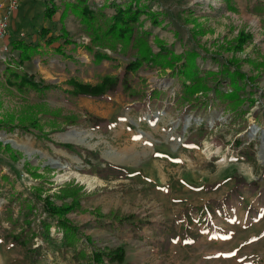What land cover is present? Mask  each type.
<instances>
[{
    "label": "rangeland",
    "instance_id": "1",
    "mask_svg": "<svg viewBox=\"0 0 264 264\" xmlns=\"http://www.w3.org/2000/svg\"><path fill=\"white\" fill-rule=\"evenodd\" d=\"M0 1V10L8 13L9 0ZM45 1L49 0H23L20 8L9 15L7 38L45 44L40 35L42 24L52 25L56 31L63 26L67 30L65 21L73 14L68 13L64 22L60 17L52 24L60 12L45 19ZM142 1L162 21L153 26L150 19L142 17L143 28L153 33L151 43L156 52L155 36L177 54L197 51L203 74H217L232 58L237 59L242 72L255 79L246 88L247 97L255 104L245 106L248 114L242 120L222 108L195 115L176 104L175 92L180 87L169 71L149 68L140 71L135 87L167 91L170 96L163 102L129 103L121 93L109 100L80 98L75 106L60 98L42 101L33 94L24 96L6 88V61L16 60L19 52L13 48L9 53L0 52V121L8 123L12 118V124L18 125L27 113L39 119L43 128L29 133L0 129V170L5 173H0V264H77L74 251L64 247L62 234L54 227L50 236L43 232L47 214L43 202L36 199L38 190L45 197L67 184L83 186L88 195L82 208L68 215L89 238L88 242L85 238L82 241L87 252L125 249L124 261L113 264H264V16L246 11L247 2L238 0L237 12L230 11L223 0ZM57 3L65 8L64 0ZM115 4L123 8L136 6L129 0H99L91 6L105 9L112 16L115 11L110 15L107 9L115 10ZM76 19L67 30L75 44L62 49L64 55L65 51L71 52L86 66L91 57L84 45H89L90 39ZM241 31L249 33L251 40L243 51L234 53L227 44ZM62 42L42 46L46 58L37 56L23 68L44 71L43 75L51 80L65 76L60 70L65 72L68 62L55 51ZM68 66L74 69L73 61ZM67 78L66 74L64 81L52 84L67 89ZM218 79L221 91H232L228 78ZM215 83L216 78L209 80L211 87ZM36 106L47 113L73 114L81 123L65 130L62 120L43 116ZM90 115L106 119L109 124L94 129ZM244 122L246 131L241 130ZM203 123L208 124L209 135L201 143L188 141L190 129ZM237 139L245 141L240 148L233 146ZM249 143L253 146L246 154ZM64 144L76 148L68 150L61 147ZM106 163L142 176L102 178L96 171ZM6 175L9 180L3 181L1 177ZM240 181L248 185L256 182L260 190L253 191L249 186L239 190ZM54 202L62 203L57 199ZM10 206L14 219L22 226L25 221L33 223L26 248L8 239L12 229L6 210ZM111 213L119 218H111ZM129 215L150 224L140 231L122 226L120 219Z\"/></svg>",
    "mask_w": 264,
    "mask_h": 264
},
{
    "label": "trees",
    "instance_id": "2",
    "mask_svg": "<svg viewBox=\"0 0 264 264\" xmlns=\"http://www.w3.org/2000/svg\"><path fill=\"white\" fill-rule=\"evenodd\" d=\"M238 1L247 2L246 11L257 16H264V0ZM129 2H134L136 6L128 4L123 8L119 4H115V14L112 16H109L105 9H94L89 4V0L66 2L61 20L64 22L68 13H72L79 19L85 34L90 39V44L84 45V49L90 55L91 63L85 66L83 62L73 59L74 69L69 68L68 65L65 66V72L68 75L66 81L68 88L63 89L56 84L37 79L34 74L28 73L23 68L26 62H31L37 56L44 55L42 44L40 42H26L22 39L14 40L11 45L14 51L19 52V56L16 60L6 61V67L3 71L6 88L15 90L24 96L33 94L35 98L42 101L60 98L74 106L80 98L109 100L120 93L126 97L129 103L139 102L145 105L149 102L156 104L163 102L170 94L158 88H149L148 90V87H144L138 89L135 84L140 81L139 73L141 70L157 69L163 73L169 71L168 75L174 79L175 83L179 84L180 88L175 92L177 105L185 106L188 111L195 115H206L214 108L227 109L234 118L244 119L248 114L245 106L252 107L255 104V100L246 95L248 84H251L255 79L242 72L240 62L232 58L217 74L214 72L203 74L197 61L199 58L197 51L177 54L155 36L154 43L158 48L156 52L151 43L153 33L143 28L142 17L146 16L150 19L153 26L161 25L162 21L142 0H129ZM223 2L230 11H239L237 0H223ZM45 5L46 9L43 14L45 19H52L60 10L55 0L45 1ZM51 33V29L42 28L40 30V35L45 40L47 47L63 40L55 51L65 56L62 48L75 44V42L69 39V33L64 26L60 35L56 36ZM250 40L251 35L241 31L236 39L227 46L232 52L237 53L243 51L244 46ZM120 57L126 61H122ZM105 63L109 65L106 67ZM262 68L264 69V66ZM221 76L224 79H229L231 92L226 93L219 89L220 79L218 78ZM87 78L94 81H86ZM215 78V86L211 87L209 80ZM35 108L45 117H51L55 121L62 120L67 126L65 130L69 126L81 123V120L73 114L62 116L60 113H47L41 106ZM12 122V118L9 119L8 123L0 121V129L7 133H14L16 130L29 133L31 130L42 131L43 129L40 120L32 115H27V113L21 117L18 125H13ZM89 123L94 129L109 124L106 119L94 115L89 116ZM246 127L247 123L244 122L241 130L246 131ZM209 133L207 123L198 127L193 126L190 129L188 141L201 143ZM244 144L243 139H237L233 146L240 148ZM252 146V143L248 144L246 154L250 152ZM61 147L68 150L76 148L72 144H64ZM86 153L93 156L91 152ZM96 173L102 178L114 176L127 179L132 176V172L112 163H106V166L97 169ZM34 176L38 178L39 175L34 174ZM2 180H8V176H2ZM239 186L237 187L239 190L243 186H249L253 191L260 190L256 182L248 185L245 181H240ZM41 192V190L37 191L36 199L43 202L47 214V218L42 222V230L47 236H50L51 229L54 227L58 233L62 234L61 241L66 249L74 251L73 260L77 264H113L124 261L126 253L123 247L107 250L95 249L90 253L84 247L82 241L85 238L88 242L89 238H86L81 228L68 217L69 214L78 212L82 208V201L88 198L83 186L67 184L58 193L45 197H42ZM54 199L62 203L58 205ZM11 210L12 206L6 210V219H8L12 229L8 239L13 244L26 248L29 245L27 234L32 232L33 223L25 221L22 226L19 220L14 219ZM109 216L113 219L119 218L117 213H111ZM120 224L122 226L129 225L132 230L140 231L150 223L139 221L135 215H129L123 216L120 219Z\"/></svg>",
    "mask_w": 264,
    "mask_h": 264
},
{
    "label": "crops",
    "instance_id": "3",
    "mask_svg": "<svg viewBox=\"0 0 264 264\" xmlns=\"http://www.w3.org/2000/svg\"><path fill=\"white\" fill-rule=\"evenodd\" d=\"M8 0H5L4 2H7ZM75 0H69V1H67V0H64V3L65 2H74ZM99 0H93L92 1V3L91 4H93V5H95V3H97ZM55 2H57V0H55ZM0 4H1V1H0ZM57 5H58V7H60V10L58 11V16L57 17H54V21H55V23H54V21L52 22V24H56L59 20H60V17H61V13H62V11H63V9H64V6H62V4H58L57 3ZM63 7V8H62ZM111 11H113V12H111ZM114 9L113 8H109V9H107V12H109V13H111L110 15H112V14H114ZM6 14V12L5 11H3V10H0V19L2 18V16H4ZM56 14V15H57ZM73 19H75V20H77L73 15H69L68 16V18H67V20L65 21L66 23H65V26L67 27V30H69V27H68V24L70 23V22H72L73 21ZM77 22H79V21H77ZM72 24V23H71ZM46 25V23H44V24H42V28H46V29H52V25H48V26H45ZM79 26H80V24H79ZM72 29V28H71ZM41 30V29H40ZM57 30V29H56ZM55 29H52V33L51 34H54V35H60L61 34V31H59L60 29H58V31H56ZM69 32V31H68ZM50 34V35H51ZM49 35V36H50ZM71 35V34H70ZM48 36V37H49ZM47 37V38H48ZM14 40H19V39H8L7 38V40H6V42L8 43V44H10L12 41H14ZM23 40V39H22ZM45 41V40H44ZM30 42H35L34 40H32V41H30ZM60 42H62V41H60ZM2 41L0 40V50H1V45H2ZM41 44H42V46H45L46 47V45L45 44H43L42 42H40ZM60 44L61 43H59V45L58 46H60ZM52 46V45H51ZM57 48V47H56ZM42 51H43V49H42ZM15 52H17V51H15ZM18 53V52H17ZM65 59H66V62H68L67 64L68 65H70V61H72L73 59H75V57H73V55H72V53L71 52H68V51H65ZM19 56V55H18ZM39 57H43V58H46V56H39ZM30 63V62H29ZM71 67V66H70ZM28 73H30V74H34L35 76H36V78L37 79H42V80H45L46 82H48V83H60V82H62V81H64L65 80V77H66V74L67 73H65L64 71L62 72L61 70H60V73H61V75H65V76H63V77H57V78H53L52 80L51 79H47V76H45V75H43V73H44V71H40L39 73L38 72H29V71H27ZM53 80H55V81H53ZM57 81V82H56ZM11 152V151H10ZM0 173L1 174H5L4 173V171H2V170H0ZM141 174V176H142V173H137V172H132V176H131V178H135V177H138V175H140ZM7 176V175H6ZM2 178V177H1ZM8 180H9V178H8ZM8 180H6V181H8ZM3 184V183H2ZM209 223V221H207V224ZM116 226H118V224L116 223L115 224ZM111 229V228H110ZM112 230V229H111ZM210 237H211V235H210ZM214 238L215 239H217V236L215 235L214 236Z\"/></svg>",
    "mask_w": 264,
    "mask_h": 264
},
{
    "label": "built area",
    "instance_id": "4",
    "mask_svg": "<svg viewBox=\"0 0 264 264\" xmlns=\"http://www.w3.org/2000/svg\"><path fill=\"white\" fill-rule=\"evenodd\" d=\"M22 1L23 0H9L7 6L8 13L0 19V40L3 42L0 50L1 53H9L12 51V47L6 42V38L10 30L9 15L20 8Z\"/></svg>",
    "mask_w": 264,
    "mask_h": 264
},
{
    "label": "bare ground",
    "instance_id": "5",
    "mask_svg": "<svg viewBox=\"0 0 264 264\" xmlns=\"http://www.w3.org/2000/svg\"><path fill=\"white\" fill-rule=\"evenodd\" d=\"M262 151H263V153H264V141H263V147H262Z\"/></svg>",
    "mask_w": 264,
    "mask_h": 264
}]
</instances>
